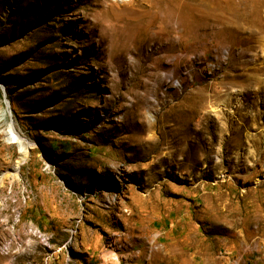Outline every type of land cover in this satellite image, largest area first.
Masks as SVG:
<instances>
[{"label": "rangeland", "instance_id": "obj_1", "mask_svg": "<svg viewBox=\"0 0 264 264\" xmlns=\"http://www.w3.org/2000/svg\"><path fill=\"white\" fill-rule=\"evenodd\" d=\"M0 101V264H264V0H0Z\"/></svg>", "mask_w": 264, "mask_h": 264}, {"label": "bare ground", "instance_id": "obj_2", "mask_svg": "<svg viewBox=\"0 0 264 264\" xmlns=\"http://www.w3.org/2000/svg\"><path fill=\"white\" fill-rule=\"evenodd\" d=\"M1 102V101H0ZM8 107V106H7ZM4 127L6 128L4 131L7 135H12L15 131L13 124L10 122V111L9 108L2 109L0 105V128ZM16 135V134H15ZM15 139V138H14ZM11 140V139H9ZM18 143L22 145V150L24 154H26L28 151L27 149L29 148L28 146H23L25 142L17 136ZM21 148V147H20Z\"/></svg>", "mask_w": 264, "mask_h": 264}, {"label": "water", "instance_id": "obj_3", "mask_svg": "<svg viewBox=\"0 0 264 264\" xmlns=\"http://www.w3.org/2000/svg\"><path fill=\"white\" fill-rule=\"evenodd\" d=\"M5 103H6V104H7V106L9 107V105H8L7 101H5Z\"/></svg>", "mask_w": 264, "mask_h": 264}]
</instances>
